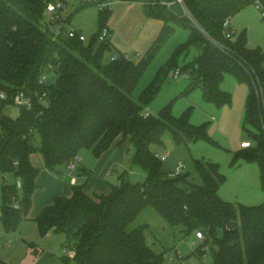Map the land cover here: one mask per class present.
I'll list each match as a JSON object with an SVG mask.
<instances>
[{
    "label": "trees",
    "instance_id": "1",
    "mask_svg": "<svg viewBox=\"0 0 264 264\" xmlns=\"http://www.w3.org/2000/svg\"><path fill=\"white\" fill-rule=\"evenodd\" d=\"M61 1L0 0V90L9 94L0 106V178L14 177V183L7 180L2 186L0 224L5 232H15L31 210L40 175L31 162L35 152L39 150L46 166L56 171L82 149L101 157L119 138H129L132 166L146 173L142 182L125 179L107 195L88 194L87 180L75 183L70 197H54L34 219L42 235L53 231L68 236L67 247L75 256L61 257L65 264H165V253L154 252L147 243L148 224L128 230L147 209L185 236L203 232L205 238L194 253L202 262L210 253L212 264H264V202L247 206L224 200L219 190L226 176L218 164L195 160L202 184L191 185L189 174L171 177L159 158L156 148L163 145L168 130L178 144L215 143L209 124L193 125L192 108L175 117L170 105L158 117L146 116L165 78L162 71L138 100L133 98L150 62L175 32L172 23L188 28L182 50H202L190 67L196 76L191 89L201 88L205 102L222 107L232 104L231 94L221 88L227 74L248 86L243 126L253 145L235 153L233 162L244 158L257 163L264 191V50L248 47L246 30L232 37L223 32L227 19L256 5V0H119L142 3L149 18L164 22L138 62L118 50L116 60L106 59L114 46L108 39L99 42V36L109 28L112 10H99L100 31L89 42L63 33L56 37L50 24L60 21H52L47 7ZM94 1L105 0H85L84 6H96ZM259 1L264 10V0ZM64 9L54 17L62 18ZM46 73L49 81L41 84ZM19 89L47 96L12 118L4 110ZM85 175L88 179L91 173ZM0 264L8 263L0 257Z\"/></svg>",
    "mask_w": 264,
    "mask_h": 264
},
{
    "label": "rangeland",
    "instance_id": "2",
    "mask_svg": "<svg viewBox=\"0 0 264 264\" xmlns=\"http://www.w3.org/2000/svg\"><path fill=\"white\" fill-rule=\"evenodd\" d=\"M84 2L85 0H70L65 9L61 11V16L67 23L66 29L70 27L80 29L89 42L100 31V15L97 6H84ZM111 9L108 27L112 35L108 40L112 42L114 50L107 52L106 59H110L118 50L130 61H140L158 37L164 22L149 18L142 3L116 1ZM172 24L175 32L150 62L133 98L138 100L145 88L162 71L165 78L161 89L146 108V112L158 117L161 111L170 105L172 114L180 117L192 108L190 122L195 126L208 123L209 135L215 143L201 140L195 143L178 144L173 139L172 131L168 130L163 137V145L156 148L160 154L169 155L168 160L163 162V168L173 177L172 173L178 162H184L186 165L184 174H189V183L201 185L202 180L196 171L195 160L218 164L220 172L226 176V181L219 190L220 196L236 205H259L264 202V191L261 187L258 164L244 158L233 162L234 154L242 150L241 142H252L243 126L248 86L239 83L234 76L227 74L221 88L231 94L232 104L218 107L214 103L205 102L201 88H190L196 77L190 67L198 61L202 50L195 46L182 50L181 46L189 40L190 31L176 23ZM231 24L237 33L246 30L249 48L264 50L263 14L255 4L238 12L231 19ZM50 28L57 32L61 25L53 23L50 24ZM177 69L187 75L174 78L173 72ZM4 112L12 118H17L19 115L14 107H6ZM39 142L40 139L37 136L35 144L39 145ZM133 153L134 148L129 138L124 140L119 138L101 157L94 156L89 149H82L77 155L80 161L78 162L77 158L71 161L76 164V169L71 172L68 166L63 165L59 166L56 171L52 170L46 166L42 153L39 150L35 152L31 156V162L40 169L37 180L39 188L32 197L30 212L18 229L0 239L1 254L9 258L7 263L25 264L30 261L34 249L50 250L61 257L70 256L71 250L67 247L68 236L53 231L42 235L33 218L37 217L54 197L72 195L73 176L77 177L79 184L85 182V177L77 175L80 167L91 172L86 186V191L91 195H107L111 192L112 186L121 185L125 179L131 183L142 182L146 173L132 166ZM122 175L124 178H121ZM8 183H14L12 175L8 176ZM3 184L0 178V212L3 201ZM186 187L190 189V186ZM144 224L150 226L146 232L148 245L158 254L165 253V264H170L168 256L172 250L181 253L186 259V264H212L213 258L210 253H206L204 262L194 255L202 244V240L197 239L195 234L185 236L180 228L170 226L155 210L144 211L128 230L131 231ZM0 226L3 228L2 224Z\"/></svg>",
    "mask_w": 264,
    "mask_h": 264
},
{
    "label": "built area",
    "instance_id": "3",
    "mask_svg": "<svg viewBox=\"0 0 264 264\" xmlns=\"http://www.w3.org/2000/svg\"><path fill=\"white\" fill-rule=\"evenodd\" d=\"M116 1L119 0H105L103 2L100 1H94L95 5L98 7L99 10L101 11H105V10H112V4ZM66 2V3H65ZM70 2V0H63L61 2L58 3H51L48 5L47 10H48V14L50 15V18L53 19L52 21L57 22L60 21L59 24L61 25V28L59 29V31L56 32V37H58L60 34H64L67 37L70 38H79L81 41L83 42H88L86 36L84 35V33L80 30L77 29L75 27H70L69 29H66L67 27V23H65L63 21L62 18H55L54 15L58 12V10H60L61 8L66 7ZM179 2H183V0H179ZM256 6L259 8V10H263V7L260 3L259 0H256ZM264 15V10L263 13ZM62 19V20H60ZM223 29H224V34L226 35V37H232L234 34H236V30L234 29V27L231 24V19H227L224 24H223ZM112 35L111 30L109 28H105L103 29V31L100 33L99 36V42H105L110 36ZM118 58V56L115 54L111 57V60H116ZM49 75L50 74H44L41 77L40 83H47L49 81ZM186 76L187 73H183V71L181 70H176L173 72V77L174 78H179L180 76ZM46 94H40L38 92L35 93H31V92H27L26 89H19L13 96V101L12 104L8 107H14L17 109L18 113L21 112L22 109L27 108V109H31L33 104L35 103V101H42L44 102L45 98H46ZM9 99V94L6 91L0 90V106H2L6 101H8ZM146 116H149V114L147 113ZM1 132V130H0ZM253 143L251 141H242L240 144V148L241 149H246V148H250L252 147ZM169 155L168 154H159V158L165 162L168 160ZM78 162L80 161L79 157H76ZM68 168L71 172H73L76 169V164L73 162H70L68 165ZM186 168V165L184 162H178L175 171L172 173V176H178L184 173V170ZM18 187H21V183L18 182ZM14 206L15 208L19 209L20 208V204L18 202H14ZM0 216H1V212H0ZM196 238L199 240H203L205 238L204 233L199 231L196 233ZM208 248H206L207 250ZM70 257H74L75 256V252L71 250L70 252ZM177 262L178 264H186V259L181 255V253H179L177 250H172L171 254L168 256V263L173 264Z\"/></svg>",
    "mask_w": 264,
    "mask_h": 264
},
{
    "label": "crops",
    "instance_id": "4",
    "mask_svg": "<svg viewBox=\"0 0 264 264\" xmlns=\"http://www.w3.org/2000/svg\"><path fill=\"white\" fill-rule=\"evenodd\" d=\"M112 33V31H111ZM91 173L90 171H88L86 168L84 167H80L78 170H77V175L79 177H85L86 180H87V183H88V180L89 178L87 179L86 177V173ZM5 178V180H3V182L7 181L8 180V177H3ZM85 180V181H86ZM73 182L74 184H79L78 181H77V177L76 176H73ZM87 186V185H86ZM113 187V186H112ZM85 191H86V188H85ZM112 191V190H111ZM87 192V191H86ZM88 193V192H87ZM89 194V193H88ZM91 195V194H90ZM92 195H97V194H92ZM46 205V204H45ZM36 218V217H35ZM33 218V220L35 219ZM8 234L10 233H6L5 230L0 226V239H3L5 236H7ZM65 250H66V247H65ZM2 248H1V245H0V257L2 259H4L6 262L9 261V258H6L4 256H2L3 254H1L2 252ZM25 264H65L63 261H62V258L61 256H59V254H56L54 252H50V250H37V249H34V252L33 254L31 255V258H30V261L26 262Z\"/></svg>",
    "mask_w": 264,
    "mask_h": 264
},
{
    "label": "water",
    "instance_id": "5",
    "mask_svg": "<svg viewBox=\"0 0 264 264\" xmlns=\"http://www.w3.org/2000/svg\"><path fill=\"white\" fill-rule=\"evenodd\" d=\"M53 170H54V169H53ZM3 180H5V178H3ZM124 182H125V180H123V181H122L121 185H123V184H124Z\"/></svg>",
    "mask_w": 264,
    "mask_h": 264
}]
</instances>
